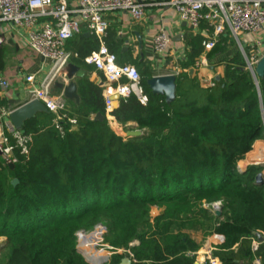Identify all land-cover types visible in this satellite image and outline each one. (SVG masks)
Wrapping results in <instances>:
<instances>
[{"label":"trees","instance_id":"16d2710c","mask_svg":"<svg viewBox=\"0 0 264 264\" xmlns=\"http://www.w3.org/2000/svg\"><path fill=\"white\" fill-rule=\"evenodd\" d=\"M207 38L201 30L183 37L185 55L168 104L149 90L146 80L153 74L146 61L132 62L147 102L129 95L111 115L120 125L143 128L141 136L125 138L94 121L96 113H105L102 89L83 79L76 106L67 101L70 106L57 113L40 111L23 122L27 152L14 147L11 168L0 157V236L6 247L0 264H122V252L100 260L77 250L76 231L97 222L107 225L114 251H131L128 264H195L200 227L223 237L212 251L220 264L262 257L264 243L252 251L251 240L264 231V166L237 164L264 132V76L255 79L234 50L220 59L213 86L204 85L195 61ZM228 40L216 39L206 60L226 54ZM103 41L117 58L114 36L105 33ZM82 48L70 61L94 50ZM259 173L263 181L256 183ZM215 201L218 215L205 206Z\"/></svg>","mask_w":264,"mask_h":264},{"label":"built area","instance_id":"2783aa9c","mask_svg":"<svg viewBox=\"0 0 264 264\" xmlns=\"http://www.w3.org/2000/svg\"><path fill=\"white\" fill-rule=\"evenodd\" d=\"M165 3L182 22L192 28L205 26L208 38L202 42L203 52L195 61L197 69L206 65L205 52L211 49L215 40L230 34L239 45L245 67L253 74L255 64L264 54L261 48H257V35L264 29V0H167ZM117 10L127 11L136 21L144 14V4L139 0H0V21L25 31L29 49L50 66L47 76L38 84L35 83L33 74L25 76L24 80L29 85V100H38L52 113L64 109L63 98L53 95L50 86L54 77L69 63L71 56L76 55L66 50V43L87 32L98 40L99 46L84 56L82 61L85 65L94 67L103 77L102 96L107 120H115L111 115L115 102L110 99L114 94L119 96L117 102L129 95H133L141 104L147 102L137 69L129 63L117 62L116 55L102 42L108 28L105 15ZM242 35L252 38L250 41L245 40L243 44L240 41ZM171 44L172 38L164 29L158 30L151 42L154 54L171 58L170 63L161 61L162 64L158 67L163 71L161 75L172 74L177 77L183 52L175 54ZM249 44L255 48L246 54L244 48H249ZM202 77L204 85L213 86L214 76ZM8 88L9 81L0 72V157L6 165H13L17 161L13 148L17 147L20 153H26L28 137L12 125L9 114L13 109L1 102V96ZM69 121L74 122L73 119ZM237 169H240V164H237ZM258 232L264 241V231ZM257 245L254 238L251 243L252 251L257 250ZM213 249L211 244L205 245L195 264H220L219 259L212 254ZM116 251L125 253L128 258L133 257L129 249ZM197 252L193 254L195 257ZM253 264H261L260 258L255 257Z\"/></svg>","mask_w":264,"mask_h":264},{"label":"crops","instance_id":"0c3cea01","mask_svg":"<svg viewBox=\"0 0 264 264\" xmlns=\"http://www.w3.org/2000/svg\"><path fill=\"white\" fill-rule=\"evenodd\" d=\"M67 1L73 2V0ZM139 1L144 4V14L141 19L136 21L133 20L130 14L124 10L111 12L105 15V19L108 22V28L106 29L105 33L112 34L115 40L118 41L117 48L112 47V49H116L117 58L122 63L131 64L135 60H144L149 65L150 71L153 75H161L163 74V71L158 69V67H160L162 64L161 61L165 64L170 63L171 58H163L161 55L153 53L151 42L156 32L160 29H164L172 38L171 45L175 50V54L179 51L183 52L184 54L185 46L183 43V37L189 33L195 34L200 30L202 31L203 35L206 36V29L204 25H201L196 29L192 28L187 23L182 22L174 13L173 9L165 3L167 0ZM0 35H3V40L0 42V72L9 81V88L2 94L1 102L9 109H15L19 105L29 100V85L24 80L25 76L33 74L35 83L38 84L44 80L48 73H43V63L45 61H43V59L37 53L33 52L27 46L25 31L13 26L10 23L0 21ZM81 35L88 38L89 40H86L85 42H79V34L66 43L67 51L71 52L72 54H76V49L81 51L82 47H85V50L92 47H94V50L98 48L99 42L92 43L93 35L87 32H83ZM229 36L231 35H225V37ZM176 37L178 38L176 39ZM251 38L252 36L242 35L240 36V41L244 44L245 40L250 41ZM257 38L259 39V45L257 48H261V50L264 51V29L257 35ZM102 42L105 45L103 39ZM112 43L113 42L110 44L112 45ZM139 43H141V47H139ZM248 47L249 52L253 51L255 48V46L252 44H249ZM94 50H91L90 52ZM30 59L34 61L31 62ZM218 60L220 59L215 57L214 61ZM69 63L76 65L79 69L85 70L83 78L74 77L73 81L78 83L82 79L88 80L99 86L101 89L103 88V77L94 67L85 65L81 59L71 60ZM215 63L208 65L206 70L203 72L198 69V74L205 77L213 75L214 78L220 75L221 73L219 72H216L215 74ZM46 64L49 65L48 63ZM67 81L68 79L66 77V71L64 67L54 77L50 86V91L53 95L62 97L66 106H70L67 101L73 103L76 106L77 104H75L74 101L65 99L62 95V91L58 88V83H66ZM118 103L119 102L114 103V107H116ZM258 153L260 155L259 159L264 161V147L259 149ZM254 156L255 155H253L251 152L247 158L242 161V163H246L248 160L254 159ZM255 240L257 241V244L264 243V241H258L256 237ZM204 242L205 243L202 244L201 251L204 249V245L211 244L213 247H215L216 245L221 244L223 242V237L218 234H213ZM197 253L198 254L195 257V263L202 254L200 249ZM260 260L261 264H264V254ZM242 263L243 262H241V264Z\"/></svg>","mask_w":264,"mask_h":264},{"label":"water","instance_id":"95a60500","mask_svg":"<svg viewBox=\"0 0 264 264\" xmlns=\"http://www.w3.org/2000/svg\"><path fill=\"white\" fill-rule=\"evenodd\" d=\"M178 37H176L177 39ZM3 40V35H0V42ZM139 47H141V43H139ZM66 77L68 81L66 83H58V88L62 91V95L65 99L70 101H74L75 104L79 103V95L77 93V83L73 81L74 77L83 78L85 74V70L79 69L76 65L72 63H67L65 66ZM253 76L256 79V76L263 77L264 76V54L258 59L257 63L253 68ZM175 79L176 77L172 74L165 75H153L146 80V84L153 94L162 95L164 97V101L168 104L171 103L175 98ZM218 79V76L215 77ZM115 103L119 100V96L114 94L110 97ZM47 111L41 102L38 100H28L25 103L19 105L15 109H13L9 114V120L12 125L19 129L23 122L27 119L33 117L37 112ZM93 120L96 121H104L106 125H109V120H107L105 114L96 113L93 116ZM117 135L122 137H136L143 135V131L140 129H135L134 124L128 126V130L125 132L119 131ZM10 168L13 165H8ZM263 181L262 174H257L255 182L261 183ZM13 185L17 183V179H13L11 181ZM215 214L218 215L219 211H215ZM254 236L258 239V241L262 242L263 238L260 232H255ZM130 260L128 258L122 259V264H128Z\"/></svg>","mask_w":264,"mask_h":264},{"label":"rangeland","instance_id":"374dc122","mask_svg":"<svg viewBox=\"0 0 264 264\" xmlns=\"http://www.w3.org/2000/svg\"><path fill=\"white\" fill-rule=\"evenodd\" d=\"M228 39H229L228 43L230 44V45H228V47L230 49L228 50V52H226V54H224L222 56H217L218 59H224L226 57V55L231 54L232 51L239 50V45L235 42L233 37L229 36ZM184 55H185V53L183 54V56ZM214 60H215V58H214ZM214 60H212V61H208L207 60L206 61V65L202 66L201 68H198V69H200V71L203 72V71L206 70L208 65L214 64L216 62L215 63V74H216V72L217 73L218 72L221 73L222 67H223L221 60H218V61H214ZM30 61L33 62L34 60L30 59ZM43 64H44L43 73L47 74L49 72V70H50V66L47 65L45 62ZM43 77H44V75H43ZM132 124H134L135 129H140L144 133V129L143 128H139V127L136 128V124L133 123V122H128L126 125H132ZM109 125H110V128L116 134L119 133V131L125 132V131L128 130V127L120 125L116 120L109 121ZM252 146L253 147H252L251 152H252L253 155H255L254 156L255 158L251 159V160H248L246 163H242L241 162L240 169H242V168H244V167H246L247 165H250V164H255V165H258V166H264V161H261L259 159L260 155L258 153V150L261 149L262 147H264V132L262 133V135L260 137H258L257 139H255V141H253ZM205 206L207 208L211 209L215 213V211H219L220 202L215 201V202H212V203H209V204H205ZM156 210H157L156 207L152 206V208H151L152 214L157 213ZM203 223L207 224V222H203ZM209 231H210V229L207 228V227H205L203 229L200 227V228L197 229V231H195L196 232V236L198 237V239H199V241L201 243V246L199 248L200 250H201L202 244L205 243L204 241L207 238H209V237H211L213 235V234H210ZM109 238H110V236H109V230L107 228V225L104 222H97L93 226H91V227H89L87 229L83 228V229H78L76 231V233H75L76 248L81 253V255L83 257H85V258H90L91 257V256L87 255L88 252H95L96 256H98L97 257L98 259L105 260V259L109 258V256L111 254H113L114 252H117V251L113 250L112 246H110ZM4 243H5V237L4 236H0V260H2L4 258V255L6 253V247L4 246ZM132 243L135 244V243H137V241L134 240L130 244H132ZM117 253H119V252H117ZM124 256L127 257V255H124Z\"/></svg>","mask_w":264,"mask_h":264},{"label":"bare ground","instance_id":"6f19581e","mask_svg":"<svg viewBox=\"0 0 264 264\" xmlns=\"http://www.w3.org/2000/svg\"><path fill=\"white\" fill-rule=\"evenodd\" d=\"M87 255L88 256H91L93 259H97V257H98V256H96V253L95 252H88Z\"/></svg>","mask_w":264,"mask_h":264}]
</instances>
